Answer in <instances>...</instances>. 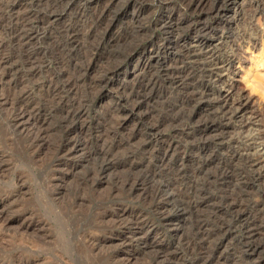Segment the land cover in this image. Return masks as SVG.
Returning a JSON list of instances; mask_svg holds the SVG:
<instances>
[{"label":"rangeland","instance_id":"obj_1","mask_svg":"<svg viewBox=\"0 0 264 264\" xmlns=\"http://www.w3.org/2000/svg\"><path fill=\"white\" fill-rule=\"evenodd\" d=\"M85 1L0 0V264H255L261 255L251 249L264 246V229L248 238L236 212L219 203L260 194L264 177L247 182L252 192L243 191L236 178L242 164L225 144L212 133L185 140L183 120L166 122L176 114L186 119L191 110L180 105L190 92L171 83L166 70L202 65L187 53L196 39L214 47L222 42L216 37L240 33L243 21L223 22L212 13L220 0H207L200 13L182 0ZM255 23L257 39L239 45L225 85L249 97L264 119V23ZM34 32L36 38L21 42ZM171 39L158 51L145 48ZM118 64V74L105 75ZM76 73V86L59 87ZM148 79L154 85L143 91ZM132 89L151 99L123 121ZM204 118L191 116V127ZM260 133L264 153V127ZM210 158L213 164L198 173ZM142 159L143 168L129 167ZM222 166L228 178L209 182ZM198 190L212 200L196 206ZM247 211L241 222L260 225L264 201ZM220 223L234 233L221 244Z\"/></svg>","mask_w":264,"mask_h":264},{"label":"bare ground","instance_id":"obj_2","mask_svg":"<svg viewBox=\"0 0 264 264\" xmlns=\"http://www.w3.org/2000/svg\"><path fill=\"white\" fill-rule=\"evenodd\" d=\"M89 1L90 0H86L85 4L88 5ZM99 1L100 0H96V1L92 0V2L91 1L90 2L91 4H96ZM182 1L184 2L182 3L185 9H191V10L194 9L195 11L199 13L202 11L203 7H205L207 3V0H182ZM213 8L214 9L211 12L215 13V15L216 14L219 15L220 19L222 21L224 20L223 22L237 21L239 23L240 21H243L244 24L242 26L243 27L242 31L240 33H232L231 39H221V35L216 37L215 38L216 40H220L222 42L219 45L214 44L213 45L214 47H211V44L213 43L210 42V40L208 39L207 40L196 39V43H195L196 47L194 49H191L192 51L188 50L187 53H189L190 55L194 54V56L197 57L199 60H204V63L195 68H185V67L179 66V67H174L171 70H166L167 75L171 77V83L180 84L185 87L186 91L190 92V95L186 96L184 100L181 101L180 105L191 109L189 117L186 116L187 120L185 119L184 114H183L184 116L182 114L181 115L176 114L171 119H168L166 122L176 125L178 122L183 120V126L186 127L185 128L186 131L183 132V137L185 138V140H192V138L194 137L201 138L203 133L205 134L212 133L213 137H215L214 139H216L217 142L225 144L226 148L230 150L229 151L230 155L233 158L239 159L242 165L239 168V170H237L236 178L239 181V183L244 187L243 191L252 192L251 189H249L251 187L246 186L247 182L254 181V180H260L262 177H264V153L262 152L263 151L262 150L263 138L260 133L264 127V119H263L261 112L253 107L249 97H247L242 92H240L235 85L226 86L225 83H226V78L232 75V72H233V70L231 69L232 62L235 59H239V45L243 42H251V41L255 42V40L257 39L256 38L257 28L255 27V24H256L255 21L261 20L264 23V0H220V3H218V6L213 7ZM225 8H229L230 13L227 12ZM46 12L48 14L53 13L49 11H46ZM172 18L170 15H168L167 20L169 21V25H172V22H171L173 21ZM213 30L214 28L211 30L205 29V32H207L208 34L210 33V31L212 32ZM213 33H211L210 36H215ZM22 36H23V39H20V40L22 43H25V42H30L32 40V39H28V37L36 38L37 33L34 32L33 34H28L25 36L23 34ZM172 41L173 39H171L167 43L163 42L161 45L151 43V44H148L147 47L145 48L151 52L158 51L164 45L171 46L173 44ZM135 54H136L135 52L130 53L128 54L127 58L129 57V59H133L136 56ZM194 56H191V57H194ZM140 58H141V55H138L136 58V62H138ZM144 61H145V58L142 59L141 65H143ZM113 66L115 65H112V67ZM121 68L122 66L118 64L115 67L109 69L106 73L105 72L104 73L105 75L115 74V73L118 74ZM78 74H81L82 79H83L84 73H78ZM79 78H80V75H77L76 73L75 77H72V78L68 77V80H65L63 84L59 85V87L70 90L71 87L79 81ZM86 83L88 84L89 82H86ZM215 84H218V85L216 86ZM153 85H154L153 80L148 79V82L145 83V85L143 86V91H145L146 89L150 90ZM115 86H118V85H115ZM251 86L253 87V83L251 84ZM149 95L150 94L147 95L144 92L143 94H139L138 91L132 89V91L129 92L126 97L127 101L129 100L133 101V104L131 106V113L123 115V118H122L123 121H126L129 115H133V114L136 115L139 112V110H141V108L150 101L151 96ZM198 105H200V107L203 108L202 113H204L205 118L203 119V121H201L200 124L197 125V127H191L192 126L191 116L192 117L195 116L196 113L199 115H202V113H198L194 109ZM25 109L22 110L20 112V115L18 116L20 117L24 116L26 114ZM70 114H71L70 115L71 117H77L76 113L74 112H71ZM64 118L66 120L69 117L65 115ZM162 124L163 123L161 122L153 124V126L148 130V132L150 134L155 133L156 131H158L159 127ZM254 130H256L255 131L256 133L254 132ZM76 145L77 143H75L74 146ZM78 146L79 145H77L76 147ZM168 155L169 153L166 150L163 154H161L159 158L162 162H164L166 158L168 157ZM213 162L214 161L211 158L203 160L200 163L197 169V172L201 174L203 170H207V167L212 165ZM145 164H146V160L142 159L138 164L136 165L133 164V166H129V167L130 168L131 167L141 168L142 166H145ZM228 171L229 170L226 166H222L217 171H214L211 175H208L206 179L209 182L214 181V180L217 181L219 179L225 180L228 178V173H229ZM195 196H196L195 201L194 200L193 201L196 206L207 204L212 200V197L207 196V194L204 193V191L202 190L201 191L198 190ZM237 197L239 196L237 195L235 197L226 196L224 197V199L223 198L221 199L219 204L221 206L227 207L230 212H234V213L236 212V216H237L236 221L241 223L240 225H238V227L240 228L241 225H244L245 226L244 231H247V237L252 238L254 237L256 233V230H255L256 227L260 230L264 229V218L260 225L254 224V228H250L251 225L248 223L243 224L241 220L245 219L246 221V219L249 218V215H248L249 213L247 211L248 207L250 209L256 210L260 205L263 204L264 191L261 192L260 194L258 193L255 195L253 194L252 198H249V199H244L242 197H239L238 199ZM120 215L122 216V214ZM232 220L234 221V219ZM223 224L221 223L220 225L218 224L219 231H216V232H219L220 234V240H219L220 244L225 239H228V238L230 239V235L234 234L232 233L233 227H231L229 223L226 225L225 224L223 225ZM214 234L216 233L215 232L209 233L208 238H211ZM251 253L253 254L257 253L258 255H261L260 256L261 259L260 257H258L259 259L255 261V264H264L262 260V258L264 257V246H262L261 248L259 247H256L254 249L252 248ZM208 264H212V262L209 261Z\"/></svg>","mask_w":264,"mask_h":264}]
</instances>
